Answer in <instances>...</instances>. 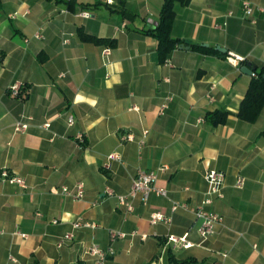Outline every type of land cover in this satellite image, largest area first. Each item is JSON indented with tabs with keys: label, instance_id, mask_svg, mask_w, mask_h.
Instances as JSON below:
<instances>
[{
	"label": "crops",
	"instance_id": "obj_1",
	"mask_svg": "<svg viewBox=\"0 0 264 264\" xmlns=\"http://www.w3.org/2000/svg\"><path fill=\"white\" fill-rule=\"evenodd\" d=\"M94 2L0 0V171L26 183L21 189L0 182V264H96L86 253L93 245L113 253L108 264H172L170 257L264 264V108L252 123L237 116L252 76L227 61L233 55L264 67V12L255 11L250 23L240 10L243 2L264 10V0L174 2L171 36L182 45L163 62L156 40L143 32L157 25L164 0L88 5ZM14 84L21 85L18 97L8 92ZM167 96L173 100L159 116ZM217 111L227 117L214 126L208 115ZM17 122L28 130L15 133ZM125 135L133 141L122 142ZM159 168L165 171L156 185L165 198L152 195L146 206L135 200L127 214L105 194L110 188L125 195L138 169ZM208 169L225 175L224 197L208 206L221 221L202 238L191 211L170 208L204 200ZM78 183L81 200L50 193ZM153 212L171 222L151 225ZM77 220L96 227L73 230ZM110 232L126 238L111 240ZM69 233L72 242L58 248ZM169 236H186L192 247L173 250Z\"/></svg>",
	"mask_w": 264,
	"mask_h": 264
},
{
	"label": "built area",
	"instance_id": "obj_2",
	"mask_svg": "<svg viewBox=\"0 0 264 264\" xmlns=\"http://www.w3.org/2000/svg\"><path fill=\"white\" fill-rule=\"evenodd\" d=\"M107 5H112L113 0H106ZM242 17L246 20H249L250 23H254L255 20L253 19V14L255 11L258 13L264 12L262 8H254L251 6L248 2H243L240 6ZM227 16H232V12H229ZM82 17H89L87 13H83ZM216 28H220V26L216 25ZM35 39L40 40L43 38L41 32H37L33 36ZM68 41L64 40V44H67ZM110 54V49L106 48L103 51V55L107 57ZM227 61L230 63H233L235 65L240 64L242 62H245L243 58L230 55L227 57ZM167 64V62H166ZM63 75H61L62 77ZM214 88V85L211 89ZM21 85L20 84H14L12 85L8 92L9 95L12 97H18L20 93ZM209 100H212L210 96H208ZM173 98L171 96H167L159 106L157 110V114L159 116L163 115L165 111L168 109V106L170 102H172ZM132 111H137L138 108L133 107L131 109ZM67 127L74 126V119L71 115L67 116L66 119ZM28 124L26 122H17L14 125V132L23 134L28 130ZM44 128L48 129L50 127V124H45L43 126ZM132 135H125L121 138L122 142H131L133 141ZM80 141H82L80 139ZM142 142H140V145L142 146ZM109 160H116L119 161L120 157L117 154H111L108 157ZM165 171V168H159L156 171L152 172H145L141 169H138L136 172V176L132 182L131 188L129 192L125 195H117L114 193V191L110 188H105V194L109 197H113L116 199L117 204L119 207H121L127 214H131L134 211L133 208V202L135 200H139L143 206L147 205L148 199L150 196H157L165 198L167 196V191L163 188H160L156 185L157 177L160 172ZM205 182L207 185V191H206V197L204 200L198 205L193 208H190L185 203H179V202H173L171 204V212L174 213L176 211L182 210V211H191L196 219L200 220L201 225L199 228V235L202 238L210 237L215 230V227L220 223L221 217L213 212H210L207 208L210 206L214 200H221L223 199V186L225 182V175L222 172H219L217 170L208 169L205 172ZM0 182H5L13 186H17L21 189L26 188V183L23 178H20L18 176L12 175L7 170H1L0 171ZM245 180L242 177H238L235 181V188L241 189L244 185ZM50 193L52 195H66L70 196L71 198L75 200H81L84 195V184L78 183L75 185L74 190H71L70 188L66 186H62L60 188H51ZM171 222V219L167 216H164L160 212H153L149 215V223L151 225H156L159 223L163 224H169ZM55 223V221L53 222ZM96 227V224L94 223H88L83 222L82 220H77L72 224L73 230H78L81 228H90L93 229ZM109 236L111 240H117V239H124L126 238V234L118 233V232H110ZM73 234L69 233L64 235L58 242L57 247L61 248L65 244L72 242L73 240ZM167 244L172 248L173 250H181V249H189L192 247V244L187 241L186 236L177 237V236H169L167 238ZM87 255L90 256L96 264H108V256L112 255V252H105L98 248L97 246H90L87 251ZM12 262H15L14 259L11 258Z\"/></svg>",
	"mask_w": 264,
	"mask_h": 264
},
{
	"label": "trees",
	"instance_id": "obj_3",
	"mask_svg": "<svg viewBox=\"0 0 264 264\" xmlns=\"http://www.w3.org/2000/svg\"><path fill=\"white\" fill-rule=\"evenodd\" d=\"M99 0H95L94 3L88 4L93 7L100 5ZM176 1H187V0H164L159 13V20L155 28L144 31V34L150 35L156 40L157 52L160 61L163 62L169 54L177 47L181 46L179 39L171 36V26L174 19L173 4ZM82 36V35H81ZM84 40H93L85 35L82 36ZM99 42L98 40H96ZM104 42V41H103ZM112 45V44H111ZM193 49L199 50L205 53L210 52L207 49H203L200 46H192ZM245 62L240 63L243 65ZM252 80L249 84L247 92L241 102L237 116L247 122H254L262 108H264V67L257 68L253 73ZM227 114L224 112H213L208 115V120L212 125L224 124L226 121ZM172 264H189V262H175L170 257Z\"/></svg>",
	"mask_w": 264,
	"mask_h": 264
},
{
	"label": "water",
	"instance_id": "obj_4",
	"mask_svg": "<svg viewBox=\"0 0 264 264\" xmlns=\"http://www.w3.org/2000/svg\"><path fill=\"white\" fill-rule=\"evenodd\" d=\"M152 27L154 28L155 27V23L152 22ZM203 47L207 48L208 46L207 45H203ZM216 51L220 52V53H226V50L224 49H221L220 47H216L215 48ZM240 71L243 73V74H246L248 76H253L254 74V71H255V66L251 65V63L249 62H245L242 67L240 68Z\"/></svg>",
	"mask_w": 264,
	"mask_h": 264
}]
</instances>
